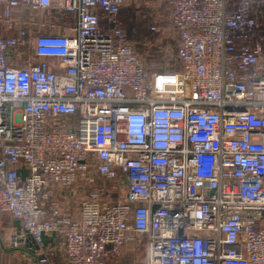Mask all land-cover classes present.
<instances>
[{
    "label": "built area",
    "instance_id": "built-area-1",
    "mask_svg": "<svg viewBox=\"0 0 264 264\" xmlns=\"http://www.w3.org/2000/svg\"><path fill=\"white\" fill-rule=\"evenodd\" d=\"M161 1L180 67L149 72L123 0H0V214L39 264H124L141 240L144 264H264V0ZM91 169L120 197L96 186L76 216L57 191Z\"/></svg>",
    "mask_w": 264,
    "mask_h": 264
},
{
    "label": "rangeland",
    "instance_id": "rangeland-1",
    "mask_svg": "<svg viewBox=\"0 0 264 264\" xmlns=\"http://www.w3.org/2000/svg\"><path fill=\"white\" fill-rule=\"evenodd\" d=\"M123 7H126L124 9V16L129 14L130 6H134V12L136 14L137 24L141 27L149 28L150 23H155L159 19V17L156 14H164L165 18H170L171 10L168 6L164 5L158 0H123L122 5ZM125 11L127 14H125ZM60 13V14H59ZM29 16V13H27ZM122 14V15H123ZM145 14V15H142ZM64 16L59 17V16ZM35 18L38 20H41L42 22H45L47 25H50L49 27L54 31H61L63 26H67L68 23L71 21V18L69 15L67 17V14L61 13V11L53 12L51 9H42L34 14ZM70 17V18H69ZM135 17V16H134ZM130 18V16H129ZM124 22V25L127 26L126 29L129 30V23ZM150 24V25H149ZM102 28L104 30H107L109 26L107 23H102ZM152 28V27H151ZM160 32L158 35H156V43L163 42V36L164 35H170L171 38H177L179 39V35L176 31L172 29L169 19L164 24L160 25L156 30H159ZM47 30V28H46ZM155 31V30H154ZM157 32V31H156ZM173 38V39H174ZM131 45L133 46L134 50L136 51L138 57L143 61L144 65L146 66V58L143 55L144 51H140L139 47L137 48L136 45L132 40H130ZM78 117H76V121L78 120ZM103 185L105 186L109 192L110 196L109 198L111 200H116L118 197H120V191L118 192V184L116 182H110L102 177L97 176V174L94 172V170H89L87 173V177L83 179L79 184L76 192L69 193L65 189H60L57 191V203L60 205L61 208L68 210L70 212H73V210H77L79 208L81 200L96 186ZM62 192V193H61ZM124 193V190L122 191ZM1 218L4 220L10 219V215L8 214H2ZM18 247V246H17ZM123 252L125 253V262L124 264H144L146 260V249L144 247V242L137 241V243L129 244L123 249Z\"/></svg>",
    "mask_w": 264,
    "mask_h": 264
},
{
    "label": "trees",
    "instance_id": "trees-1",
    "mask_svg": "<svg viewBox=\"0 0 264 264\" xmlns=\"http://www.w3.org/2000/svg\"><path fill=\"white\" fill-rule=\"evenodd\" d=\"M161 3H163L164 5L168 6L171 10V7L164 1L158 0ZM134 6H130L129 9V14L126 13L125 11V15L124 16V9L126 7L121 6V11H120V21L121 24L126 28L127 26L124 25V22L129 23V30H127V38H128V42L130 43V40H132L134 42V44L136 45V47H139L140 51H144V56L146 58V70L149 72H154V71H163V70H174L176 68L180 67V62L178 60V56H177V47H178V43H179V39L174 38L170 35H164L163 36V42L160 43H156L155 39H156V35L159 34L160 29L156 30V28H158L160 25L164 24L166 21L170 22V25L172 27V29H174L176 31V36H177V30L173 24L172 21V11L170 14V18H165L164 14H156L159 19H156L157 21L155 23H150V27L149 28H145V27H141L140 25L137 24V19L136 18V14L134 12ZM51 11L53 10V12H59L61 11V13L63 12V14H67L71 18V21L68 23V25H72L76 22V14L71 13V12H67L64 10H60L58 8H50ZM60 14V13H59ZM123 14V15H122ZM145 15V14H142ZM130 16V18H129ZM135 16V17H134ZM59 17H64L59 16ZM69 17V18H70ZM152 27V28H151ZM155 30V31H154ZM157 31V32H156ZM174 38V39H173ZM131 44V43H130ZM136 52V51H135ZM137 54V53H136ZM36 258V257H35ZM37 260V258H36Z\"/></svg>",
    "mask_w": 264,
    "mask_h": 264
},
{
    "label": "crops",
    "instance_id": "crops-1",
    "mask_svg": "<svg viewBox=\"0 0 264 264\" xmlns=\"http://www.w3.org/2000/svg\"><path fill=\"white\" fill-rule=\"evenodd\" d=\"M62 193V192H61ZM79 208L73 210V214L79 215ZM0 214V264H39L33 255L29 245L14 247L11 244L12 234L20 227V220L11 217L4 220ZM55 234L45 237L46 243L50 244L55 239Z\"/></svg>",
    "mask_w": 264,
    "mask_h": 264
},
{
    "label": "water",
    "instance_id": "water-1",
    "mask_svg": "<svg viewBox=\"0 0 264 264\" xmlns=\"http://www.w3.org/2000/svg\"><path fill=\"white\" fill-rule=\"evenodd\" d=\"M157 206H154V208H156Z\"/></svg>",
    "mask_w": 264,
    "mask_h": 264
}]
</instances>
